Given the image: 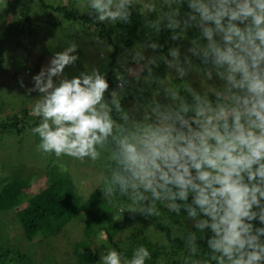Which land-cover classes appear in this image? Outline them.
I'll list each match as a JSON object with an SVG mask.
<instances>
[{"label":"clouds","instance_id":"9594fccd","mask_svg":"<svg viewBox=\"0 0 264 264\" xmlns=\"http://www.w3.org/2000/svg\"><path fill=\"white\" fill-rule=\"evenodd\" d=\"M163 6L144 27L169 33L168 41L148 40L126 53L145 84L159 81L163 100L150 101L132 126L122 122V96L135 85L117 73L118 93L95 68L67 77L65 69L79 59L72 43L27 89L40 97L32 109L40 118L31 129L37 148L56 158H107L101 191L127 200L130 213L160 217L158 205L186 213L195 230L182 239L192 257L200 255L201 240L208 249L189 264H264V0H163ZM87 7L98 23L127 24L135 2L88 0ZM190 31L198 34L184 46ZM168 42L176 46L164 55ZM161 63L182 81L199 67L215 83L210 92L187 87L182 95L155 75ZM150 259L141 245L130 259L108 250L101 264Z\"/></svg>","mask_w":264,"mask_h":264},{"label":"rangeland","instance_id":"374dc122","mask_svg":"<svg viewBox=\"0 0 264 264\" xmlns=\"http://www.w3.org/2000/svg\"><path fill=\"white\" fill-rule=\"evenodd\" d=\"M140 1L144 5V12L149 11L152 5L163 6V0ZM87 4L88 0H0V121L15 114L20 116L21 110L28 111L29 116L25 124L22 121L18 123L21 127L20 131L0 129V170L4 169L9 176L21 174L26 177L29 172L33 174L43 172L49 163L57 161L63 169H66L64 172L74 182L80 203L89 200L93 191L102 184L107 158L102 157L100 161L93 163L88 158L80 161L67 156L56 158L52 154L39 151L37 148L39 137L32 133L31 126L40 123V118L32 115L34 104L40 97L38 92L29 95L27 89L33 87V76L48 66L54 54L65 50L72 43L77 45L75 54L79 59L75 66L65 69L67 77L77 76L80 72H90L93 68L106 74L109 63L115 59L118 69L121 68L120 74L122 72H124L123 76L128 74L125 71L128 68H132L133 72L130 74H134L137 72L136 66L127 62V51L154 38L153 34L141 37L125 54L123 52L115 58L113 55L115 45L99 36L102 26L69 19L54 10V7L59 5H70L83 14L89 10ZM103 24L109 28L113 23ZM191 37L193 35L187 33L184 39L188 42ZM187 42L183 45L186 46ZM117 73L119 72L113 74V82L117 81ZM137 75L132 80L135 86L125 89L124 95H127V101L122 106L125 115V120L122 122H126L129 126L143 118L146 105L152 99L163 100V87L159 81L150 85L145 84L143 76L140 80ZM155 75L163 80L167 87L178 88L182 95L185 94L183 90L187 87L210 92L215 83V81H206L199 67H193L191 74L183 81L177 78L176 73L166 69L163 63L155 70ZM136 80L140 81L139 87L135 83ZM20 81H23L24 87H21ZM114 89L120 92L118 88ZM117 116L120 120V114ZM38 176L32 177L33 191L43 186ZM158 207L162 212L159 220L162 221L168 211L161 205ZM90 210L91 215L95 214L101 218L98 205H93ZM12 216L0 211V250H11L9 257L13 260H10V264H76L73 245L83 238L82 228L90 221V217L74 218L58 233L28 241L24 237L22 228ZM125 216L132 220L129 228L131 231L132 227L138 226L156 243H161L165 239L164 234L155 231L144 217L140 215L135 217L130 212ZM187 220L191 224L189 227H193L192 221L188 218ZM184 222L186 223L185 220ZM105 225H108V232L100 228ZM117 228L110 220L104 225L98 221L94 222L95 231L90 235V242L99 250L100 256L112 249L113 245H110L108 236L113 241L118 239L126 241L130 232H125L123 227L121 230ZM56 248H59L57 252ZM18 252L24 254L26 258L22 260L15 258Z\"/></svg>","mask_w":264,"mask_h":264},{"label":"trees","instance_id":"16d2710c","mask_svg":"<svg viewBox=\"0 0 264 264\" xmlns=\"http://www.w3.org/2000/svg\"><path fill=\"white\" fill-rule=\"evenodd\" d=\"M134 2L135 7L133 9L131 22L127 24L114 23L109 28H106L103 23L96 22L94 17L88 14L89 10L81 14L78 9L70 5H59L54 7V10L66 18L78 19L102 26L99 36L105 38L108 43L115 45L113 55L117 58L123 52L125 54L136 40L148 34H153L154 38H152V40L160 44H165V42L168 41L169 33L162 32L157 35L144 27V19L146 17L155 18L157 14L164 10V6L157 7L152 5L149 11L144 12V5L142 2L140 0H134ZM188 34L195 36L197 33L195 31H190ZM186 42L187 39H184L183 44ZM172 46H175L173 42H168V44H166L164 55L167 54V47ZM117 65L116 59L115 61L112 60L109 63V70L106 73L112 89L117 88L118 83V80L113 82L114 72H121V68L118 69ZM135 73L124 74V77L133 82V78L137 75V72ZM142 76L143 75L139 73L137 78L141 80ZM139 85L140 81L137 86L139 87ZM125 101H127V95H123L121 99L122 106ZM24 111L25 110L20 111V116L15 114L0 121V129H16L20 131L21 127L18 126V123L22 121V123L25 124L26 120L29 118L28 111ZM117 115L118 114H116L115 118L118 120ZM22 127H24V125ZM33 127L35 126L32 125L31 129ZM47 166L48 167L43 172L40 171L38 174L29 172L25 175L26 177H23L21 174L9 176L4 169L0 170V211L7 212L11 216L13 214L14 217H12L16 220L17 224L20 225L24 237L28 241H33L37 237L45 238L58 233L74 218L81 219L82 217H90V221L82 228L83 238L73 245L76 264H101L100 252L91 245L90 235L95 231L94 222L98 221L100 224L104 225L108 220L118 227L117 230H121L123 227L125 232H130L126 241L124 239L113 241L112 238L108 236L111 242L110 245H113L111 248L121 252L129 259L133 254V250L141 245L147 247L151 253V259L146 261V264H189L191 259H203L206 257L208 249L204 240L199 242L200 255L196 257H192L191 251L186 247L182 236L186 232L194 231L195 229L189 227L191 224L187 220L186 213L183 211H181L179 215L167 212L162 221L159 220V217H144L139 213L134 214L135 217L136 215L144 217L155 231L164 234V242L156 243L138 226L132 227V231L129 229L132 220H129L125 216L128 212L129 205L127 200L118 195L104 196L101 191V184L93 191L89 200L80 203L78 191H76L74 182L71 180L70 176L64 172L66 169H63L62 165L57 161H53ZM35 175L40 176L38 177L39 180L43 182V186L33 191L31 190V182L33 179L32 177ZM95 204L98 205L99 214L102 219L95 214L91 215L90 209ZM121 209L124 211H121ZM115 216H117V218H115ZM125 222L126 224L124 225ZM100 228H104L102 231L108 232V225ZM58 249L59 248H56V252ZM10 254L11 250L1 249L0 264H10V260H13L12 257H9ZM104 254L106 253H103V255ZM14 257L20 260L26 258V256L21 253Z\"/></svg>","mask_w":264,"mask_h":264}]
</instances>
